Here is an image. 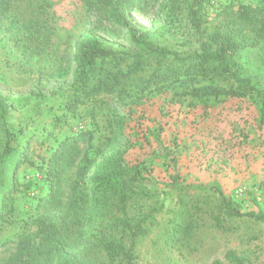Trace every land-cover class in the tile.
I'll return each instance as SVG.
<instances>
[{
  "label": "rangeland",
  "instance_id": "obj_1",
  "mask_svg": "<svg viewBox=\"0 0 264 264\" xmlns=\"http://www.w3.org/2000/svg\"><path fill=\"white\" fill-rule=\"evenodd\" d=\"M165 3L146 0L133 17L149 28L150 40L157 46L180 54L191 52L196 47L193 30L182 14L168 17ZM229 4L250 5L264 16V0H208L209 27ZM11 15L20 32L0 30V94L8 100L6 125L15 135L13 144L28 145L24 155L35 163L23 162L17 168L19 188L13 205L18 217L33 214L37 200L46 194L41 163L58 141L92 129L97 144L105 132V118L114 116L123 119L124 125L114 131L115 141L106 153L125 148L126 162H144L150 168L139 182L144 192L136 197L137 210L151 203L162 205L150 233L136 243L133 264H209L223 259L228 250L249 257L252 264H264V222L255 218L264 215V128L259 127L254 99L230 98L205 110L200 105L187 106L167 92L148 95L129 115L112 95L100 94L103 105L96 124L79 117L54 128L52 120L66 102L62 91L72 81L75 40L94 36L105 47L125 51H132L133 45L123 27L87 8L82 0H13ZM235 60L264 89L261 49H243ZM149 71L146 67L144 73ZM1 137L0 128V149ZM175 174L181 191L173 186L171 175ZM71 179L70 173L66 188ZM212 184L241 213L254 216H226L218 207L217 193L208 188ZM181 203L191 211L193 227L187 237L179 236L169 245L167 221ZM17 230V226H5L0 231V264L14 251L15 242L5 241L15 239Z\"/></svg>",
  "mask_w": 264,
  "mask_h": 264
},
{
  "label": "trees",
  "instance_id": "obj_2",
  "mask_svg": "<svg viewBox=\"0 0 264 264\" xmlns=\"http://www.w3.org/2000/svg\"><path fill=\"white\" fill-rule=\"evenodd\" d=\"M12 2L0 0V30L17 35L20 31L11 15ZM82 2L123 27L133 50L105 47L94 36L78 37L73 47L72 81L62 91L66 102L52 120L54 128L79 117L96 124L103 105L100 94L112 95L131 115L148 95L167 92L187 106L200 105L205 110L226 99L252 98L258 106L259 127L264 128V89L245 75L235 60L240 51L256 46L264 55V16L259 9L225 5L209 27L205 12L208 0H166L167 16L182 14L195 35L196 47L180 54L154 44L149 28L134 19L146 0ZM146 67H150L147 74ZM8 109L7 98L0 94V231L5 226L18 227L16 238L5 241L15 242V248L3 264H133L136 243L150 233L162 205L151 203L137 210L136 197L144 192L139 182L150 168L144 162H126L125 148L106 153L115 141L114 131L124 125L123 119L106 117L105 132L97 144L92 129L59 140L41 163L46 194L37 200L33 214L18 217L13 205V194L19 188L17 168L23 162L35 163L24 155L28 145L13 144L15 135L6 125ZM70 173L72 179L66 188ZM171 178L174 188L181 191L177 175ZM208 188L217 193L218 207L226 216H254L241 213L217 184ZM255 218L264 222V215ZM191 220V211L181 203L167 221V244L173 245L179 236L187 237L193 227ZM209 264L252 261L228 250L223 259Z\"/></svg>",
  "mask_w": 264,
  "mask_h": 264
},
{
  "label": "built area",
  "instance_id": "obj_3",
  "mask_svg": "<svg viewBox=\"0 0 264 264\" xmlns=\"http://www.w3.org/2000/svg\"><path fill=\"white\" fill-rule=\"evenodd\" d=\"M264 202V201H263Z\"/></svg>",
  "mask_w": 264,
  "mask_h": 264
}]
</instances>
